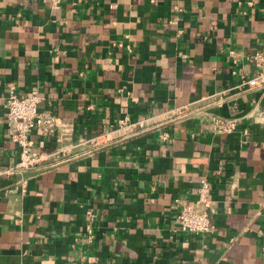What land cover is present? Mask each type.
Masks as SVG:
<instances>
[{
	"label": "crops",
	"instance_id": "crops-1",
	"mask_svg": "<svg viewBox=\"0 0 264 264\" xmlns=\"http://www.w3.org/2000/svg\"><path fill=\"white\" fill-rule=\"evenodd\" d=\"M261 48L264 0H0V168L18 150L7 83L57 121L29 132L36 150L144 120L0 172V264H264V87L242 83ZM213 114L237 127L214 132ZM201 178L213 228L181 231Z\"/></svg>",
	"mask_w": 264,
	"mask_h": 264
},
{
	"label": "built area",
	"instance_id": "built-area-1",
	"mask_svg": "<svg viewBox=\"0 0 264 264\" xmlns=\"http://www.w3.org/2000/svg\"><path fill=\"white\" fill-rule=\"evenodd\" d=\"M51 5H58L60 0H49ZM173 9L179 10L176 5ZM246 59L253 66V73L242 81L248 87H264V48L255 49L246 55ZM8 95L4 103V115L10 123L9 136L17 144V158L11 167L0 168L2 173L21 172L25 169L39 167L67 154H72L73 147L79 143H86L90 147H97L105 143L113 136L128 134L135 128L144 126L143 118L132 119L127 113L115 118L111 126L106 130L98 131L74 143H64L51 151L36 150L32 148V140L29 132L33 128H39L51 133L57 124L51 116L39 112L37 103L40 95L36 89H31L27 95L18 96L11 83H7ZM181 108H184L182 106ZM211 127L216 133L230 132L237 127L238 120L234 116H221L213 114L210 117ZM246 129L242 128V133ZM161 139H167L166 131L159 134ZM177 200V198L175 199ZM208 196V182L201 178L195 188V195L189 203L180 205L177 212V228L193 233L209 232L213 228L208 210L210 208ZM90 233V229L86 228ZM261 253L264 255V242L261 245Z\"/></svg>",
	"mask_w": 264,
	"mask_h": 264
}]
</instances>
